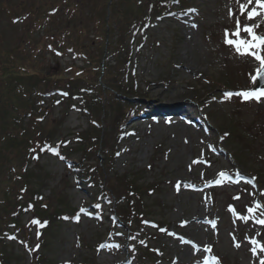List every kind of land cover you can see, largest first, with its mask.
Returning a JSON list of instances; mask_svg holds the SVG:
<instances>
[{
    "label": "rangeland",
    "instance_id": "obj_1",
    "mask_svg": "<svg viewBox=\"0 0 264 264\" xmlns=\"http://www.w3.org/2000/svg\"><path fill=\"white\" fill-rule=\"evenodd\" d=\"M108 1L0 0V64L10 56L23 59L33 55L36 63L32 68L37 74H59L67 82L81 68L84 72L79 75L86 81L90 68L84 65L88 55H93L91 68L97 63L98 69L102 65L112 69L111 78L103 76L101 83L121 82L122 92L132 102L143 103L141 109L148 107L145 110L153 112L128 123L130 134L119 141V155L110 166L116 178L129 176L141 189H154L151 196L145 191L144 217L166 231H137L135 240L154 237L149 245L151 261L139 264H200L213 257L222 264H260L264 252L257 248L254 255L251 240L264 246V225L256 222L264 219V98L224 96L225 92L255 88L251 77L259 67L258 61L237 55L224 43L225 29L230 30L229 39L237 38L231 35L234 19L241 15L237 0H179L180 4L170 5L171 13L159 17L153 13L154 0H138V11L147 26L133 31L123 27L128 29L123 38L128 40V53L124 51L119 62L129 58L124 68L113 63L106 48L107 30L118 26L112 14L106 17ZM110 1L116 4L117 16L123 18L129 0ZM252 7L254 3L249 9ZM245 22L260 24L257 31L264 34V17ZM117 36L112 32L109 40L115 42ZM27 37L34 45L25 42ZM239 38L248 37L241 32ZM70 106L62 112V105H56L45 121L52 127L65 117L58 135L72 144L73 136L89 129V122L83 112L69 110ZM71 159L78 164L80 154ZM33 166L30 162L29 167ZM38 167L40 179L33 186L43 203L51 205L50 194L55 192L68 214L52 230L40 232L30 225V214L24 216V235L6 242L8 252L16 258L10 264H36L29 251L37 245V254L45 256L49 264H125L134 259L127 246L128 232L110 220L113 205L109 199H98V219L85 216L90 208L94 210L88 207L90 194L98 193V188L86 191L55 154L40 158ZM220 172L229 178L247 175L254 178V184L231 185L227 178L205 188ZM104 178L114 177L107 173ZM256 204L261 207L250 215L247 209ZM245 215L250 217L247 222L240 218ZM182 222L186 223L182 226ZM181 237L190 243L182 242ZM205 246L211 250L205 251Z\"/></svg>",
    "mask_w": 264,
    "mask_h": 264
},
{
    "label": "trees",
    "instance_id": "obj_2",
    "mask_svg": "<svg viewBox=\"0 0 264 264\" xmlns=\"http://www.w3.org/2000/svg\"><path fill=\"white\" fill-rule=\"evenodd\" d=\"M163 2L164 0H156L157 5ZM129 3L127 14L123 18L117 16L114 9L116 4L111 3L109 9L113 18L118 20V26L113 30L108 29L106 48L109 55L113 56V63L122 68L127 60L124 63L119 61L124 51L128 53V40L123 39L128 29L124 30L123 27L129 26L132 29L144 22L138 11L139 1L129 0ZM112 32L118 33L115 42L109 40ZM25 42L34 45L29 37ZM88 56L90 60L87 58L84 68H90L92 72L90 69L87 71L86 81L79 75V72H84L83 69L75 70L74 76L67 82H62V78H58L59 74H37L32 68L36 63L33 55L23 59L10 56L0 64V264L16 261L15 256L8 252L5 235L10 229L15 234L24 235L21 219L25 214L30 213L32 219L40 222L36 224L39 231L52 230L65 214L67 206L58 194H50L51 205L48 206L43 203L40 191L35 190L38 188L33 186L40 179L36 171H40L39 159L54 148L65 159H70L73 154H80V160L74 167L75 179H89L88 185L98 188L102 195L108 191L116 203L115 212L122 222L130 226L143 219L145 191L147 194L153 188L141 189L128 176H114L112 180L104 178L111 171L118 138L122 133L121 127L127 118L137 114L138 108L122 92L121 82H110V86L101 83V80L100 83L97 82L103 76L108 79L112 69L105 65L98 69L97 63V67L91 68L95 57ZM58 91L66 92L65 98L56 100ZM45 96L52 103L63 100L67 106L73 104L88 118L89 129L73 136L76 142L71 144L65 136L58 135L63 123L61 120L65 117L62 116L52 127L46 125L45 120L54 106L50 103L43 107L40 100ZM30 162H34L32 168L29 167ZM87 162L93 164H83ZM94 196L92 195L93 198ZM34 260L36 264H49L45 256L37 253L34 254Z\"/></svg>",
    "mask_w": 264,
    "mask_h": 264
},
{
    "label": "snow or ice",
    "instance_id": "obj_3",
    "mask_svg": "<svg viewBox=\"0 0 264 264\" xmlns=\"http://www.w3.org/2000/svg\"><path fill=\"white\" fill-rule=\"evenodd\" d=\"M239 11H240V17L234 19L235 23V30L231 32L232 36L237 37L236 39H229L228 36L230 34L229 29L224 30V43L233 47L235 53L239 56H250L252 57L255 61L259 62V67L256 69L257 75H254L251 77V80L255 83L258 82V77L260 80H264V34L259 33L257 30L261 27L260 24L258 23H247L245 22L248 21H253L257 17H264V0H246L245 3H240L239 0H237ZM255 4V7H252L249 9V5ZM194 11V10H193ZM229 18L233 19L234 14L231 9H229L228 12ZM241 32L247 34L246 39H241L240 34ZM59 54V53H58ZM66 95V94H65ZM233 95L242 97L244 100H256L260 101L262 97H264V86L261 87H256L253 89H248V90H241L236 93L232 92H225L224 96L231 97ZM59 103V101H57ZM53 152H55L54 149H52ZM119 155V153H118ZM197 161H193V163H196ZM219 178L216 179L213 182H209V185L212 183L219 185L221 182L228 177V174L225 172H220L218 174ZM254 178L252 180H248V183H253ZM177 190H179V182H177ZM235 199H239V197H234ZM261 206L259 204H256L254 207H249L247 209V212L251 215L256 212L257 209H259ZM84 210L81 209V212ZM229 211H233L232 206H229ZM264 214V213H262ZM243 219L245 222L249 220V215H245L243 217H240ZM257 223L264 225V219H257ZM32 224H39L40 222L38 220L33 219L31 221ZM46 223V222H45ZM186 222H182L183 224ZM155 227V225H153ZM161 231H166L165 229H160ZM169 235H174L173 233H168ZM39 235V233H37ZM8 239H15L14 236H8ZM235 240V238H233ZM181 241L184 243H190V241H185L181 237ZM143 243V241H141ZM251 243L255 245L251 249L253 254L255 255L257 248L261 252H264V246H261L255 239L251 240ZM193 248H196L197 246L195 244L192 245ZM235 247H240L239 243L234 244ZM39 247V245H37ZM103 247V245L101 246ZM205 251H210L211 249L208 246H205ZM213 260H216L215 257H213ZM218 264V262H217ZM260 264H264V260H261Z\"/></svg>",
    "mask_w": 264,
    "mask_h": 264
},
{
    "label": "water",
    "instance_id": "obj_4",
    "mask_svg": "<svg viewBox=\"0 0 264 264\" xmlns=\"http://www.w3.org/2000/svg\"><path fill=\"white\" fill-rule=\"evenodd\" d=\"M261 86H264V80H260L259 77H258V85H257V87H261Z\"/></svg>",
    "mask_w": 264,
    "mask_h": 264
},
{
    "label": "bare ground",
    "instance_id": "obj_5",
    "mask_svg": "<svg viewBox=\"0 0 264 264\" xmlns=\"http://www.w3.org/2000/svg\"><path fill=\"white\" fill-rule=\"evenodd\" d=\"M173 101H174V100H171L170 103H168V104H169V105L173 104ZM187 251H188V250L185 248V253H184V255H187Z\"/></svg>",
    "mask_w": 264,
    "mask_h": 264
}]
</instances>
